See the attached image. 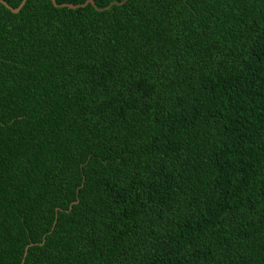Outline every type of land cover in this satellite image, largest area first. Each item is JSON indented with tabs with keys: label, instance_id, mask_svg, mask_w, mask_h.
Listing matches in <instances>:
<instances>
[{
	"label": "trees",
	"instance_id": "trees-1",
	"mask_svg": "<svg viewBox=\"0 0 264 264\" xmlns=\"http://www.w3.org/2000/svg\"><path fill=\"white\" fill-rule=\"evenodd\" d=\"M121 1L0 2V264H264V0Z\"/></svg>",
	"mask_w": 264,
	"mask_h": 264
},
{
	"label": "water",
	"instance_id": "water-1",
	"mask_svg": "<svg viewBox=\"0 0 264 264\" xmlns=\"http://www.w3.org/2000/svg\"><path fill=\"white\" fill-rule=\"evenodd\" d=\"M51 1L54 3V0H51ZM87 1L92 2V0H87ZM124 1H126V0H123V1H121L120 3H123ZM0 2H2L6 7H8L12 12H18L19 9L21 8V6L24 4L25 0H22L21 3H20L16 8H12V7H10V6H9L6 2H4L3 0H0ZM54 4H55V3H54ZM83 4H85V3H83ZM83 4H82V5H83ZM55 5H56V4H55ZM62 5H66V6H69V7H73L72 4H67V3H63ZM27 248H28V247L25 248L24 256L26 255ZM23 260H24V259H23Z\"/></svg>",
	"mask_w": 264,
	"mask_h": 264
}]
</instances>
